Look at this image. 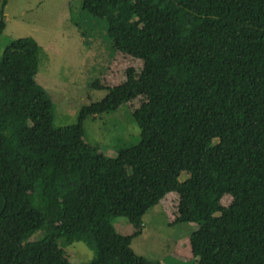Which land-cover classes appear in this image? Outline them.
Here are the masks:
<instances>
[{
    "label": "trees",
    "instance_id": "trees-1",
    "mask_svg": "<svg viewBox=\"0 0 264 264\" xmlns=\"http://www.w3.org/2000/svg\"><path fill=\"white\" fill-rule=\"evenodd\" d=\"M82 9L143 65L56 127L36 81L38 42L4 48L0 264H71L63 245L81 241L95 249L86 264H161L132 239L170 192L179 193L174 223L198 224L189 239L198 264H264V0H83ZM134 98L137 143L108 156L85 140L88 116ZM116 217L136 233H119Z\"/></svg>",
    "mask_w": 264,
    "mask_h": 264
},
{
    "label": "rangeland",
    "instance_id": "rangeland-1",
    "mask_svg": "<svg viewBox=\"0 0 264 264\" xmlns=\"http://www.w3.org/2000/svg\"><path fill=\"white\" fill-rule=\"evenodd\" d=\"M3 0H0V9ZM83 0H7L3 17L6 26L0 34V58L14 39L31 36L39 46V68L36 81L53 102V124L56 127L77 122L83 106L101 100L114 86L126 79V70H139L141 59L115 49L107 33V22L82 9ZM100 80L101 87L92 83ZM142 98H134L116 110L88 116L84 120L85 140L108 156L118 149L137 143L140 128L133 110ZM186 171L179 179L188 177ZM178 192L168 193L144 215L142 232L132 239L134 251L161 264H198L190 246L196 222L174 223ZM231 201L229 196L223 204ZM119 233L134 235L136 227L126 217L113 218ZM31 239H34L32 237ZM71 264H86L95 249L85 242L63 245Z\"/></svg>",
    "mask_w": 264,
    "mask_h": 264
},
{
    "label": "crops",
    "instance_id": "crops-1",
    "mask_svg": "<svg viewBox=\"0 0 264 264\" xmlns=\"http://www.w3.org/2000/svg\"><path fill=\"white\" fill-rule=\"evenodd\" d=\"M146 213H147V212H146ZM146 213H145V214H146ZM145 214H144V215H145ZM143 225H144V217H143Z\"/></svg>",
    "mask_w": 264,
    "mask_h": 264
}]
</instances>
